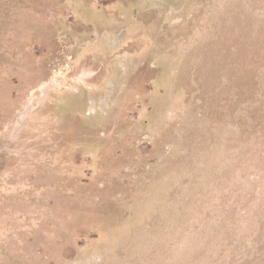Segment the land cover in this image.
Returning <instances> with one entry per match:
<instances>
[{
  "label": "rangeland",
  "instance_id": "374dc122",
  "mask_svg": "<svg viewBox=\"0 0 264 264\" xmlns=\"http://www.w3.org/2000/svg\"><path fill=\"white\" fill-rule=\"evenodd\" d=\"M0 264H264V0H0Z\"/></svg>",
  "mask_w": 264,
  "mask_h": 264
}]
</instances>
